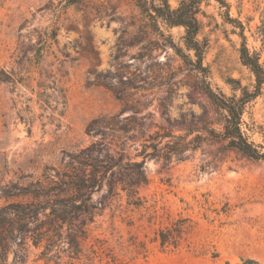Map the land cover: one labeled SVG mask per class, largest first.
Masks as SVG:
<instances>
[{
    "label": "rangeland",
    "instance_id": "1",
    "mask_svg": "<svg viewBox=\"0 0 264 264\" xmlns=\"http://www.w3.org/2000/svg\"><path fill=\"white\" fill-rule=\"evenodd\" d=\"M168 1L174 8L180 0ZM225 2L200 5L203 73L175 52L190 53L184 29L151 21L137 0H0V206L29 202L31 184L66 170L92 142L139 161L152 137L146 150L159 156L145 160L148 182L132 197L113 196L88 225L86 252L99 238L121 264H264V162L204 131L219 132L224 112L203 81L226 96L253 87L240 33L264 67V0ZM115 115L113 135L87 133L92 120ZM244 121L249 140L264 146V85ZM158 133L196 138L180 159L166 160L173 141H183ZM178 217L193 230L179 248L162 250L156 232ZM29 250L27 264H68Z\"/></svg>",
    "mask_w": 264,
    "mask_h": 264
},
{
    "label": "trees",
    "instance_id": "2",
    "mask_svg": "<svg viewBox=\"0 0 264 264\" xmlns=\"http://www.w3.org/2000/svg\"><path fill=\"white\" fill-rule=\"evenodd\" d=\"M79 0H68L76 3ZM226 6L225 0H215ZM202 0H180L172 8L168 0H137L139 8L152 20H161L167 26H180L184 29V46L190 53L185 54L180 47L175 52L191 68L205 73L202 64L204 44L197 38L199 31L198 14ZM235 22L234 20H231ZM239 59L254 77L252 89L238 87L239 95L226 96L214 91L209 84L202 82V88L210 101L224 112L222 129L215 132L211 128L204 131L225 142L226 146L236 149L252 160L264 162V146L255 144L247 137L244 126L245 108L249 102L261 94L264 85V67L257 55L247 48L242 33ZM117 116L102 117L92 120L87 126V133L97 135V131H108L113 135L118 129ZM97 125L96 129L93 128ZM186 135L157 134L159 138H176L173 141L166 160H177L191 140ZM144 144L138 155L141 160H124L118 152L106 148L100 141L92 142L72 157L71 164L62 172L46 176L45 182L36 181L24 192L31 197L29 202L20 206H0V264H27L29 249L38 250L37 258L57 263L67 258L68 264H93L104 260V264H121L117 262L110 249L102 239L95 238L87 249L83 243L89 238L88 225L97 215L105 210L107 203L119 191L127 192L131 197L136 189L148 182L144 164L147 158L159 156L147 152L151 145ZM155 149L157 147L154 144ZM195 146H191L193 148ZM99 193L96 203L92 195ZM193 230L192 222L186 217H178L169 225L159 228L156 238L162 250H175L180 247ZM12 257L9 261L8 254ZM225 264H230L225 262ZM238 264H259L256 260L246 259Z\"/></svg>",
    "mask_w": 264,
    "mask_h": 264
}]
</instances>
